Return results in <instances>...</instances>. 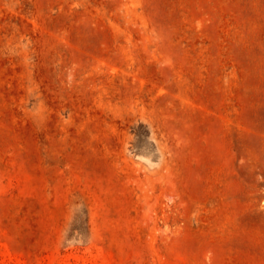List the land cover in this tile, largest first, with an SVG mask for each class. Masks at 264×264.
Segmentation results:
<instances>
[{
  "label": "rangeland",
  "instance_id": "374dc122",
  "mask_svg": "<svg viewBox=\"0 0 264 264\" xmlns=\"http://www.w3.org/2000/svg\"><path fill=\"white\" fill-rule=\"evenodd\" d=\"M0 264H264V0H0Z\"/></svg>",
  "mask_w": 264,
  "mask_h": 264
}]
</instances>
